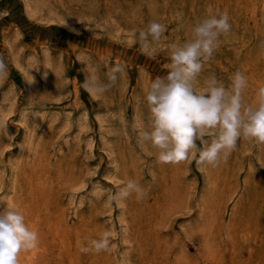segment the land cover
Wrapping results in <instances>:
<instances>
[{
	"label": "rangeland",
	"instance_id": "obj_1",
	"mask_svg": "<svg viewBox=\"0 0 264 264\" xmlns=\"http://www.w3.org/2000/svg\"><path fill=\"white\" fill-rule=\"evenodd\" d=\"M28 4L36 11L31 13ZM225 11L223 0H0V58L8 72L0 78V207H14L9 200L15 174L27 173L40 157H47L38 176L51 181V195L41 207L61 209L65 230L44 228L38 255L43 264H72L66 250L79 254V264H140L143 258L151 264L164 259L177 264H264V143L241 138L216 168L215 194L204 201L214 169L198 167L195 159L159 163L156 149L138 139L150 116L145 89L167 74L169 44L189 39L195 23ZM51 15L64 23L50 21ZM228 15L231 30L220 37L199 81L202 86L215 74L228 85L240 70L248 79L245 100L254 104L259 85L254 77L264 79V17L250 11ZM151 21L164 24L166 32L149 56L137 37ZM116 64L124 72L103 95L82 87L94 68L107 83L105 72ZM248 176L254 207L249 202L240 206ZM224 178L231 181L230 188H223ZM134 179L147 196L139 201L130 197L136 208L132 215V209L111 197ZM229 194L233 198L224 209L225 228L217 236V206ZM237 205L241 223L252 221V237L246 243L242 238L233 249L228 227ZM104 236L109 247L101 254L82 250ZM249 242L256 257L248 261L244 247Z\"/></svg>",
	"mask_w": 264,
	"mask_h": 264
},
{
	"label": "clouds",
	"instance_id": "obj_2",
	"mask_svg": "<svg viewBox=\"0 0 264 264\" xmlns=\"http://www.w3.org/2000/svg\"><path fill=\"white\" fill-rule=\"evenodd\" d=\"M230 30L226 11L195 23L189 39L169 44L167 74L148 83L144 101L150 116L147 126L138 130V139L156 149L159 163L179 164L195 159L198 167L215 169L227 161L241 138L264 143V86L258 88L253 104L245 100L248 79L240 70L230 77L228 85L215 74L208 76L202 86L199 81L204 63L214 56L220 37ZM165 32L164 24L151 21L138 32L137 39L151 56ZM123 72V65L108 67L104 83L94 68L82 87L92 95H103L116 85ZM7 74V64L0 58V78ZM133 195L143 200L147 191L129 180L111 199L120 202ZM39 243L38 231L29 227L21 211L7 204L0 209V264H20L21 254L37 248ZM108 247L109 240L104 236L91 240L82 250L100 253Z\"/></svg>",
	"mask_w": 264,
	"mask_h": 264
},
{
	"label": "bare ground",
	"instance_id": "obj_3",
	"mask_svg": "<svg viewBox=\"0 0 264 264\" xmlns=\"http://www.w3.org/2000/svg\"><path fill=\"white\" fill-rule=\"evenodd\" d=\"M223 4H224L225 10L228 13L232 14V15L242 16V15H244L247 12L250 11V12H253V13L260 12L262 14V16L264 17V0H223ZM28 7L31 9V13L33 11H36V8L33 7L31 4H28ZM49 17L51 19L50 21H53V22L54 21H57V22L58 21H61V23H64V22H62L63 20H61L62 18H59V17H56V16H52V15L49 16ZM255 79H256V81L259 84L257 88H259L260 86H264V79L263 78L261 79L260 77L255 76L254 77V80ZM257 82H255V83H257ZM47 159H48L47 157H40L36 161V163L34 164L33 168H30L29 171H27V173H22L21 174L19 172V173H16L15 174L14 182L12 184L15 192L13 194V197L10 198V200H9V204H12L15 208H17V210L21 211L25 215L26 222L28 223L29 227L31 229L35 230V231H38L39 236H40V243H41V240L43 238L44 228H46V227H48V228H55V230H59L58 232H60L62 230H65V229L62 228L63 226H61L62 224H64V222L62 220L63 213L60 212L61 209L58 210V211L56 210L55 212H52V210L48 208L49 206L46 207L47 209L41 207V206H44V205H42L43 204L42 202H45V201L49 200L50 195H51L50 194V192H51V185H50L51 184V181L48 178L47 179H45V178L42 179L41 178L42 180H40V178L38 176V172L41 170V167H43L42 166V163H44L45 161H47ZM46 166H47V164H46ZM215 171H216V168L212 171V177L210 176L212 178L211 183H213V184L210 185V186H207L205 188L204 197H203V194H202V197H203V200L204 201H207L208 199H211V197L214 196V194H215V193H213L214 192V188H212V187H216V185H217V184L214 185L216 183V180L215 179L217 178L216 177V174H215ZM153 175L156 178V174L153 173ZM45 176H47V175H45ZM51 178H52V176H51ZM251 178H252L251 176H248L246 178V180H245V184L244 185H245V192H246V194H245L244 198L242 197V199H241L242 204H240V206L243 205V204L246 205L247 202H249L250 206H253V207L256 204L255 202L251 203V201H250L251 199H249V198H251L249 194L253 190V185H251V181H252ZM213 179H214L215 182H213ZM224 179L226 180V178H224ZM225 183L226 184L223 186V188H225V189L230 188V186L228 184H230L231 181L226 180ZM209 188H212V189L209 190ZM232 198H233V195L232 194L226 195L225 196L224 203H222V204L220 203V205L217 206L218 207V212L215 214V218H214V221H213V223H214V231L217 233L216 234L217 236H220L221 235L220 234L221 229L222 228H225L224 227V216H223L224 215V209L226 208L227 203ZM256 200H257V198H256ZM122 204H124L126 206V209L128 211L131 210V209L133 210V211L130 212L132 215L135 214L136 208H135V205L131 203L130 197L127 198L126 200L122 201ZM47 205L45 204V206H47ZM54 206H55V203H54ZM240 206L237 205V208H235V210L233 211V213L231 212L232 215H231L230 220H229V223L230 224L228 223L229 224V227H228L229 228V232L231 234V239H229V241H230L229 244L231 245V247H233V249L239 247L242 244V241H243V240H241L242 238L245 239L244 242L246 243L250 239L249 237L252 234V231L249 229V227L251 225V222H252L251 219H250V221H244L242 223H241V220L239 219V214L238 213L240 211ZM0 209H1V207H0ZM261 217H263V216H261ZM256 219H258V217ZM259 220H257V222ZM261 221H262V219H261ZM260 225H256L257 228L255 227L257 232L259 231L258 229H260V227H259ZM55 230H54V232H55ZM148 230H150V229L148 228ZM82 234H83V232H82ZM126 234H128V233H126ZM55 235H58V234L55 233ZM145 235H146V233H145ZM143 236H144V234H143ZM147 236H149V234H147ZM255 236L257 237V235H255ZM127 237H129V234H128ZM257 239H256V241H257ZM80 240H81V238H80ZM258 242H260V241H258ZM249 243H250L249 246H247L246 248L244 247V249H246V251H247V254L245 256V259H247L248 261H249V259H251L253 257L252 254L254 252V250H253L254 249V244H252L251 242H249ZM77 244H79V238H78ZM255 247H256V245H255ZM82 249H83V247H82ZM240 249H242V247ZM39 250L40 249H39V246H38L37 248H35V249H33V250H31V251H29L27 253H22L21 256H20V264H43V262L38 259V257L40 256ZM78 253H80V252H78ZM88 253H89V251H88ZM233 253H234V251H233ZM235 254H237L236 251H235ZM65 255L68 256V258L70 259V262L72 264H79V262H80L78 260L79 254H77V252H75V250H66L65 251ZM158 257H160V256H158ZM254 257H256V256L254 255ZM90 259H92V258H90ZM167 260L166 259H164V261L162 260L163 262L161 264H177L176 262L175 263L172 262V261L169 262V259H167ZM56 261H58V260L56 259ZM225 261H227V260H225ZM241 261H243V260H241ZM178 262H180L179 264H181L182 263V260H179ZM151 263L152 262H151L150 259L143 258L142 263H140V264H151ZM245 263L247 264V261ZM137 264H139V263H137Z\"/></svg>",
	"mask_w": 264,
	"mask_h": 264
}]
</instances>
